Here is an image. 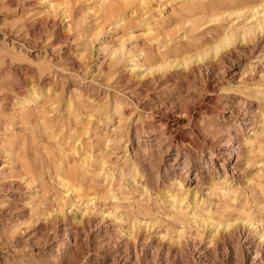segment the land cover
Wrapping results in <instances>:
<instances>
[{
  "label": "rangeland",
  "instance_id": "374dc122",
  "mask_svg": "<svg viewBox=\"0 0 264 264\" xmlns=\"http://www.w3.org/2000/svg\"><path fill=\"white\" fill-rule=\"evenodd\" d=\"M145 1L0 0V264H264V0Z\"/></svg>",
  "mask_w": 264,
  "mask_h": 264
},
{
  "label": "bare ground",
  "instance_id": "6f19581e",
  "mask_svg": "<svg viewBox=\"0 0 264 264\" xmlns=\"http://www.w3.org/2000/svg\"><path fill=\"white\" fill-rule=\"evenodd\" d=\"M61 1V0H60ZM100 1V3H102L103 2V0H99ZM133 1V0H132ZM140 2H141V6H142V4H146L147 2L145 1V0H139ZM53 3V2H52ZM44 4H45V2H44ZM61 4V3H60ZM98 4V3H97ZM59 5V4H58ZM98 6H100L99 4H98ZM63 8L65 7V6H62ZM61 7V8H62ZM158 7V6H157ZM115 8V7H114ZM143 9V8H142ZM145 12V11H144ZM239 12V11H238ZM63 13H65V12H63ZM241 13V12H240ZM258 13V12H257ZM259 15H260V13H258ZM64 15V14H63ZM144 15V14H143ZM146 15V14H145ZM256 15V14H255ZM254 16V15H253ZM262 16V15H261ZM252 19H253V17H252ZM146 22H148V21H146ZM250 23V21L248 22V24ZM145 24V23H144ZM150 26V25H149ZM150 28V27H149ZM260 29L261 28V25H258V27H256V29ZM149 32V31H148ZM248 33V32H247ZM149 34V33H148ZM132 50V49H131ZM113 51H115V50H113ZM117 52V51H116ZM115 52V53H116ZM131 52V51H130ZM114 53V54H115ZM114 58V57H113ZM168 61V60H167ZM132 62V61H131ZM128 63H129V61H128ZM172 63L171 62H163V63H160V64H158L157 66H155L157 69H159V68H161V67H171L172 65H171ZM142 68V67H141ZM146 69H148V71L146 72V74H148V73H150V72H152L151 70V68L150 67H147ZM145 69V70H146ZM142 70V69H141ZM144 70V71H145ZM156 70V69H155ZM144 71H140V66L138 65V64H136V63H132L129 67H128V72H130V74H134V76H140V78L141 77H143V73H144ZM145 74V75H146ZM42 96H44V93H43V91L41 90V91H39L37 88H34V87H31L30 89H29V92H28V94H27V97L25 98V99H22L20 102H19V105H20V107H22V108H24V107H27V105L28 104H30V103H39V102H41V98H42ZM41 108V107H40ZM20 112V111H19ZM19 112H18V114H19ZM14 113H16V110L14 111ZM13 117V116H12ZM6 154H5V157L7 156H10L9 155V153H7V152H5ZM6 157V158H7ZM10 158V157H9ZM64 180V179H63ZM73 183V182H72ZM77 187V185L74 187V188H76ZM73 188V189H74ZM79 188V187H78ZM72 189V190H73ZM76 190V189H75ZM67 191L69 192V189H67ZM68 192H66V193H68ZM176 192V191H175ZM66 193H65V195H66ZM166 194V193H165ZM174 194V193H173ZM91 196V195H90ZM166 197V199L167 200H169V202L171 203V204H173V203H175L176 202V196H172V195H169V194H166L165 195ZM64 197V196H63ZM92 197V196H91ZM90 197V199H92ZM94 197H95V195H94ZM66 198V197H65ZM182 198V197H181ZM90 199H88L87 200V204L89 205L90 203ZM83 200V199H82ZM180 201H182V200H180ZM81 202V201H80ZM92 202V201H91ZM167 202V201H166ZM72 203V202H71ZM74 203H75V201H74ZM169 204V203H168ZM87 205V207H89ZM185 205H186V203H185ZM72 206H75V204L73 205L72 204ZM95 206V205H94ZM76 207V206H75ZM85 207H86V205H85ZM84 207V208H85ZM87 207H86V209H87ZM62 207H60V209H61ZM73 208V207H72ZM88 210V209H87ZM60 212H62V209L61 210H59ZM70 211L71 212H73V214L76 216V217H78V219L79 218H83V216H81L80 214V212L82 211H80L79 212V214H77L76 212H75V208H73V210H71L70 209ZM78 211V210H77ZM85 210H83V212H84ZM85 214L87 213V211H85L84 212ZM84 215V214H83ZM86 216H87V214H86ZM76 217H74L75 218V221H77L78 219L76 218ZM119 218V217H118ZM143 218V217H142ZM195 218V217H194ZM198 218V220L200 219L199 217H197ZM123 218H121V220H122ZM138 219V218H137ZM146 219V218H145ZM203 219V218H202ZM81 220V219H80ZM79 220V221H80ZM118 220V219H117ZM116 220V221H117ZM143 219H141V220H137V221H134L133 222V226H137V227H141V225H142V223H143V221H142ZM120 221V218H119V220L117 221V222H119ZM200 221V220H199ZM202 221V220H201ZM200 221V222H201ZM239 221L240 222H238V221H236V219H234V220H231V219H222V220H218V221H216V222H213V221H209V222H206V224L207 225H211V227L213 228V232H215L216 234H220L221 236H222V234H224V235H229V234H231L233 231H234V229H235V227H236V225L238 224V223H240V224H242V226H244L245 225V227L246 226H249L250 227V229H252L253 231H256V226L254 225V223H250V222H248L247 220H243V219H239ZM147 222V221H146ZM148 222H149V220H148ZM198 222V221H197ZM199 223V222H198ZM204 223H205V221H204ZM148 225V224H147ZM183 225V224H182ZM202 225V224H201ZM132 226V227H133ZM187 226V225H186ZM185 226V227H186ZM143 227V226H142ZM181 226H179V228H180ZM145 228V227H144ZM178 228V227H177ZM182 229H180V231L181 230H183V226L181 227ZM248 228V227H247ZM146 229V228H145ZM209 229H211V228H209ZM142 230V229H141ZM144 230V229H143ZM179 230V229H178ZM133 231V230H132ZM184 231V230H183ZM135 232V231H134ZM133 232V233H134ZM130 233H132V232H130ZM136 233V232H135ZM183 232L181 231V234H182ZM183 235V234H182ZM170 235H168V237H169ZM216 236H218L219 237V235H216ZM180 237H181V235H180ZM217 237V238H218ZM165 238V237H164ZM170 238V237H169ZM260 238V237H259ZM180 239V238H179ZM182 239V238H181ZM168 240H170V239H168ZM218 240V239H217ZM262 241H264V236H263V238L261 239ZM218 242V241H217ZM261 242V241H260ZM178 243H179V241H178ZM215 243V242H214ZM179 246V245H178Z\"/></svg>",
  "mask_w": 264,
  "mask_h": 264
}]
</instances>
